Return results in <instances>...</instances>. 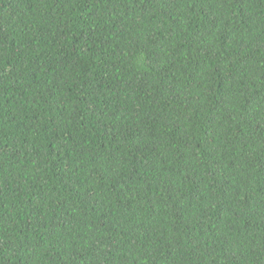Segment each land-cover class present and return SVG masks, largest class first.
Instances as JSON below:
<instances>
[{"label":"trees","instance_id":"1","mask_svg":"<svg viewBox=\"0 0 264 264\" xmlns=\"http://www.w3.org/2000/svg\"><path fill=\"white\" fill-rule=\"evenodd\" d=\"M0 264H264V0H0Z\"/></svg>","mask_w":264,"mask_h":264}]
</instances>
